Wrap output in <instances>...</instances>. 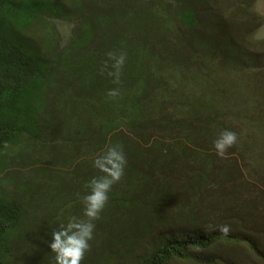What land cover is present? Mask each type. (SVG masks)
Here are the masks:
<instances>
[{
	"label": "trees",
	"instance_id": "1",
	"mask_svg": "<svg viewBox=\"0 0 264 264\" xmlns=\"http://www.w3.org/2000/svg\"><path fill=\"white\" fill-rule=\"evenodd\" d=\"M246 1L0 0V264H54L51 233L82 218L117 144L124 175L81 264H264V39ZM108 52L126 54L119 84Z\"/></svg>",
	"mask_w": 264,
	"mask_h": 264
},
{
	"label": "clouds",
	"instance_id": "2",
	"mask_svg": "<svg viewBox=\"0 0 264 264\" xmlns=\"http://www.w3.org/2000/svg\"><path fill=\"white\" fill-rule=\"evenodd\" d=\"M107 57L108 60L112 61L111 71H108V75L113 77L114 84H119L126 54L117 55L114 52H108ZM108 67L106 61L104 69ZM107 96L115 100L120 96V90L114 88L107 92ZM236 140L235 132L222 131L213 143L216 154L224 157L227 150L236 143ZM126 163L122 146L119 144L108 147L106 151L93 160V167L100 175L93 177L85 185L88 194L83 196L81 201L83 205L82 218L72 216L67 223L60 224L51 233L49 248L50 252L54 254V264H81L86 252L90 249L89 241L93 238L94 222L100 218L113 185L123 177ZM219 231L227 235L230 228L228 225H222Z\"/></svg>",
	"mask_w": 264,
	"mask_h": 264
},
{
	"label": "rangeland",
	"instance_id": "3",
	"mask_svg": "<svg viewBox=\"0 0 264 264\" xmlns=\"http://www.w3.org/2000/svg\"><path fill=\"white\" fill-rule=\"evenodd\" d=\"M246 4H248V10L250 13V16H253L254 24L253 25H258V27L255 28L254 32V38L260 40L264 39V0H247ZM215 13L217 12L218 14L222 15L221 17H224L226 15L225 10H218L217 8L214 9ZM260 17V19L258 17ZM47 18H50L48 16H45ZM50 22L53 24V28H51L52 34L57 37V42H62L68 35V31L71 28V25L66 23L63 20H57L54 18L49 19ZM14 33L18 35L19 37L25 38L24 41L26 40L27 37H25V34L23 31H18L14 30ZM23 41V43H24ZM62 43H59L61 45ZM25 46L28 48L29 45L25 44ZM238 79V77H236Z\"/></svg>",
	"mask_w": 264,
	"mask_h": 264
}]
</instances>
